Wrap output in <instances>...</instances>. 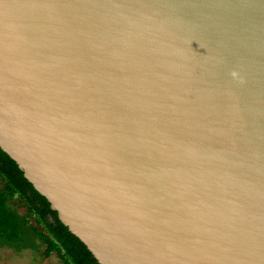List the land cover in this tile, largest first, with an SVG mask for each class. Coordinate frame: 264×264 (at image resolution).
<instances>
[{
    "label": "water",
    "instance_id": "water-1",
    "mask_svg": "<svg viewBox=\"0 0 264 264\" xmlns=\"http://www.w3.org/2000/svg\"><path fill=\"white\" fill-rule=\"evenodd\" d=\"M0 147L100 264H264V0H0Z\"/></svg>",
    "mask_w": 264,
    "mask_h": 264
},
{
    "label": "trees",
    "instance_id": "trees-1",
    "mask_svg": "<svg viewBox=\"0 0 264 264\" xmlns=\"http://www.w3.org/2000/svg\"><path fill=\"white\" fill-rule=\"evenodd\" d=\"M24 209V212H21ZM30 250L64 264H100L87 246L60 220L50 201L25 177L0 147V248Z\"/></svg>",
    "mask_w": 264,
    "mask_h": 264
},
{
    "label": "rangeland",
    "instance_id": "rangeland-1",
    "mask_svg": "<svg viewBox=\"0 0 264 264\" xmlns=\"http://www.w3.org/2000/svg\"><path fill=\"white\" fill-rule=\"evenodd\" d=\"M24 212V209H21ZM44 247L41 252L34 253L30 250L15 251L7 247L0 248V264H64L56 255L50 257L43 255Z\"/></svg>",
    "mask_w": 264,
    "mask_h": 264
},
{
    "label": "flooded vegetation",
    "instance_id": "flooded-vegetation-1",
    "mask_svg": "<svg viewBox=\"0 0 264 264\" xmlns=\"http://www.w3.org/2000/svg\"><path fill=\"white\" fill-rule=\"evenodd\" d=\"M40 253V252H39ZM43 253V252H42Z\"/></svg>",
    "mask_w": 264,
    "mask_h": 264
}]
</instances>
